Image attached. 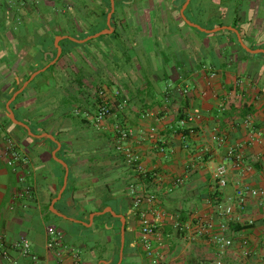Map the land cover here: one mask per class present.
<instances>
[{
	"label": "crops",
	"instance_id": "1",
	"mask_svg": "<svg viewBox=\"0 0 264 264\" xmlns=\"http://www.w3.org/2000/svg\"><path fill=\"white\" fill-rule=\"evenodd\" d=\"M79 1L0 0V245L10 256H0V264L150 261L137 257V250H144L134 239L133 216L128 211L126 219L108 205L121 210L119 182L137 180L138 174L133 178L121 169L107 180L97 177L91 171L95 166L117 168V162L102 161L109 146L60 116L50 78L34 81L51 66L60 70L68 64L58 61L60 43L68 38L62 19L72 10L79 20L107 13L104 0ZM110 3V32L81 43L115 31L118 37L85 45L80 54H94L114 84L111 96L120 91L127 100L112 120L133 129L136 135L127 145L146 173L158 174L150 187L144 181L136 186L155 193L167 213L161 264H264V206L252 200L240 208L232 201L241 185L264 188V0ZM182 116L189 120L185 140L186 129L178 127ZM214 135L226 141L217 144ZM7 138L21 156L15 167L4 155ZM234 145L242 146L253 171L232 172L228 186L220 189L214 173ZM220 205H233L230 219L220 215ZM194 218L226 223L233 246L221 251L209 238H190L174 228ZM52 229L62 234L54 250L47 246ZM22 238L36 261L15 247Z\"/></svg>",
	"mask_w": 264,
	"mask_h": 264
},
{
	"label": "built area",
	"instance_id": "2",
	"mask_svg": "<svg viewBox=\"0 0 264 264\" xmlns=\"http://www.w3.org/2000/svg\"><path fill=\"white\" fill-rule=\"evenodd\" d=\"M187 92V91H186ZM116 96L118 92L115 93ZM126 102L118 106L123 109ZM110 108L108 105H102L98 109L96 115L92 118V122L97 130L112 131L116 135V149L125 156V160L129 165H133L136 171L140 174H146L145 169L139 162V156L135 154L127 145L128 142L136 135L132 128L119 123L110 124ZM88 116V114H86ZM189 120L183 119L178 122V127L185 130ZM248 125V121L245 122ZM151 132H155L152 129ZM141 136L145 135L144 131L139 132ZM184 140L185 138L182 137ZM262 135H257V141H260ZM213 141L217 144H223L225 136L214 135ZM264 142V139H263ZM187 147V145L185 146ZM161 152H164L161 149ZM4 155L8 158L10 167H15V164L21 160V156L15 146L13 139L7 138ZM238 172L241 175L250 174L253 171V166L246 159L241 145L230 146L226 152L223 162L216 168L214 173L215 184L220 189H225L230 181L232 172ZM158 178V174H154ZM182 180H177L176 184H180ZM129 196L132 198V206L129 210V215L138 216L140 224L139 244L143 247L150 262L152 264H161L163 260V248L165 246V237L163 236L164 226L166 224L167 213L161 208L158 197L153 192H147L143 188L132 185L130 187ZM252 200H258L260 206H264V188H253L249 185H241L235 191L232 201L240 208H244ZM220 215L226 220L230 219L234 214L233 205L222 207L218 206ZM264 222V213L262 214ZM174 228L177 231L183 232L190 238H209L215 246H218L221 251L227 250L233 246V241L226 237L228 225L221 223L218 226L212 219L202 220L194 218L192 221L181 223L176 222ZM62 234L52 229L49 231L48 248L51 250L60 248ZM247 241L243 242V246L247 249ZM19 249V253L24 258H29L33 261L37 257L31 253L30 242L22 238L15 246ZM0 256L3 259H10L9 250L3 245H0ZM244 256H249L248 249L245 250ZM214 264H223L222 260H217Z\"/></svg>",
	"mask_w": 264,
	"mask_h": 264
},
{
	"label": "trees",
	"instance_id": "3",
	"mask_svg": "<svg viewBox=\"0 0 264 264\" xmlns=\"http://www.w3.org/2000/svg\"><path fill=\"white\" fill-rule=\"evenodd\" d=\"M79 2L84 3V0H80ZM103 2V8L105 10L107 9V13L105 11L97 19L79 20L77 18L76 10H72L73 12L68 14L66 18L62 19L68 29L64 35H67L68 38L64 39L60 43L62 54L58 61L66 60L68 64L66 63L60 70H58L57 64H55L51 66L46 72L40 74L34 81H39L41 78H50V80H52L54 83L53 87L51 88V90L55 92L53 104L56 106L55 110L60 111V116L65 119H70L78 123V125L84 126L89 131L92 130L94 134L91 135V140L99 138L103 140L102 142L104 144L109 146V148H104L106 157L102 161L105 162V159L107 158L112 163L117 162V168L115 170L109 171L108 166H95L91 169V171L94 172L97 177L102 180H107L112 175H114V173L121 169H123L125 173L133 176V178L138 174L137 180L131 181L133 180L131 178L127 182H119V185L123 186L124 188V192L116 198V202L119 206H121V210H117V207L114 204H108L112 205L111 207L116 211V213L124 215V217L127 219V213L132 206V198L129 196L130 187L132 185L136 186L142 181L147 184V187H150L148 184L155 183L156 178L154 177L155 173H138L133 165H129L126 162L125 156L121 152L117 151V139L115 133L112 131L105 132L97 130L92 122V118L96 115L100 106H109V119H112L118 111L122 110L121 108H118V106L124 102L127 103V100L120 91H118L117 96L116 94L113 95V97L111 96L109 90L113 88L114 84L111 79L103 78L104 76L102 75V70L104 71V69L97 67V58L95 55L88 52L84 53V55L80 54L81 48H83L85 45H89V43L93 42L94 40L88 41L84 44L81 43V41L104 30H107L108 28L107 16L111 12V3L110 0H104ZM73 9H75V7ZM81 31L83 34H78ZM85 31L88 33H84ZM118 35L119 33L115 31L112 36H100L98 39L100 41L106 39L107 37H113V39H115L118 37ZM106 46L108 49H110L109 45ZM56 56L57 51L55 52L53 59L48 58L49 62L55 60ZM86 59H89L90 61ZM86 114H88V116H86ZM179 119L183 120L185 118L182 116ZM119 124L124 125L122 122H119ZM182 134V137H186L189 134V130L186 129L182 132ZM136 218H138V216ZM127 228L128 226L126 225V233H128ZM163 236L167 237L164 230ZM130 243V241L126 242L125 247H128ZM143 253L147 259L148 256L146 252L143 251Z\"/></svg>",
	"mask_w": 264,
	"mask_h": 264
},
{
	"label": "rangeland",
	"instance_id": "4",
	"mask_svg": "<svg viewBox=\"0 0 264 264\" xmlns=\"http://www.w3.org/2000/svg\"><path fill=\"white\" fill-rule=\"evenodd\" d=\"M91 44H100V40L99 39H94V41L93 42H91V43H89V45H86V48H89L90 47V45ZM102 72H103V78H108V72L107 71H103L102 70ZM109 121H110V123L111 124H116V123H119V121H117L116 119H114V120H112V119H109ZM131 221L133 222V230H134V233H135V237H134V239L136 240L137 239V237L139 238L140 237V225H139V220H138V218H136V217H133L132 219H131ZM138 245H140L139 244V240H137V242H136ZM141 246V245H140ZM141 249H139V250H137L138 251V254L137 255H139V256H137V257H139V258H141L142 260H146V257H145V255H144V253H142V251H140ZM149 259V258H148ZM149 263L150 264H152V262H150L149 261ZM148 263V264H149Z\"/></svg>",
	"mask_w": 264,
	"mask_h": 264
},
{
	"label": "water",
	"instance_id": "5",
	"mask_svg": "<svg viewBox=\"0 0 264 264\" xmlns=\"http://www.w3.org/2000/svg\"><path fill=\"white\" fill-rule=\"evenodd\" d=\"M183 18H185V17L183 16ZM189 24H190V23H189ZM190 25L193 26L192 24H190ZM108 27H109L108 30L103 31V32L97 34L96 37L99 36V35H103V34H106V33L110 32V29H111V28H110V16H109V19H108ZM120 219H121L123 222L125 221V218H124L123 216H120Z\"/></svg>",
	"mask_w": 264,
	"mask_h": 264
}]
</instances>
